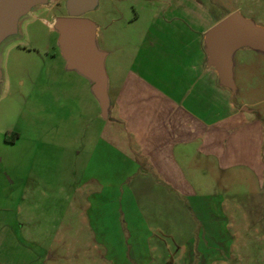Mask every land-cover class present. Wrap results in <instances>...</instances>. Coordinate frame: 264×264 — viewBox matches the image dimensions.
Instances as JSON below:
<instances>
[{"label": "rangeland", "instance_id": "1", "mask_svg": "<svg viewBox=\"0 0 264 264\" xmlns=\"http://www.w3.org/2000/svg\"><path fill=\"white\" fill-rule=\"evenodd\" d=\"M65 11L66 0L34 8L20 20L17 35L0 46V264H109L106 248L81 220L89 201L84 167L94 148L88 139L86 149L79 148L80 123L71 131L74 121L63 117L57 103L67 82L78 87L54 29ZM235 12L264 26V0H98L83 17L97 27L96 44L108 56L106 73L121 77L137 35L155 15H192V27L202 32ZM233 61L235 103L245 101L264 121V54L244 48ZM195 159L204 158L191 157L193 200L218 195L230 203L207 207L202 218L193 207L195 225L184 233L190 237L176 236L185 251L174 264H264V210L243 203L250 196L245 193L264 187V180H240L247 172H222L212 160L205 173ZM164 236V243L174 244V237Z\"/></svg>", "mask_w": 264, "mask_h": 264}, {"label": "crops", "instance_id": "2", "mask_svg": "<svg viewBox=\"0 0 264 264\" xmlns=\"http://www.w3.org/2000/svg\"><path fill=\"white\" fill-rule=\"evenodd\" d=\"M170 17L155 15L137 35L121 77L106 73L108 56L96 44V27L95 45L105 54L104 112L94 82L65 61V69L77 73L78 87L67 82L57 103L63 117L74 121L71 131L80 123L79 148L86 149V139L94 148L84 167L89 201L81 220L106 248L109 264H158L164 258L174 264L185 251L176 236L190 237L184 233L195 225L193 207L202 218L207 207L228 206L224 196L193 200L191 157L204 158L194 161L205 173L212 160L222 172H247L240 180H264V121L245 101L235 103L236 89L223 86L208 64L205 35L211 26L201 32L192 27V15ZM245 195L244 204L264 210L263 186ZM164 235L176 245L164 243Z\"/></svg>", "mask_w": 264, "mask_h": 264}, {"label": "water", "instance_id": "3", "mask_svg": "<svg viewBox=\"0 0 264 264\" xmlns=\"http://www.w3.org/2000/svg\"><path fill=\"white\" fill-rule=\"evenodd\" d=\"M51 0H0V46L17 35L20 20L34 8L48 6ZM98 0H66L67 16L54 22L58 44L67 67L94 82L103 112L106 109L105 54L95 45V23L83 16L93 11ZM208 64L220 83L235 91L233 55L242 48L264 54V26H258L238 12L214 25L205 35ZM246 110V109H245Z\"/></svg>", "mask_w": 264, "mask_h": 264}, {"label": "flooded vegetation", "instance_id": "4", "mask_svg": "<svg viewBox=\"0 0 264 264\" xmlns=\"http://www.w3.org/2000/svg\"><path fill=\"white\" fill-rule=\"evenodd\" d=\"M65 13H66L65 16H67V12L66 11H65Z\"/></svg>", "mask_w": 264, "mask_h": 264}]
</instances>
